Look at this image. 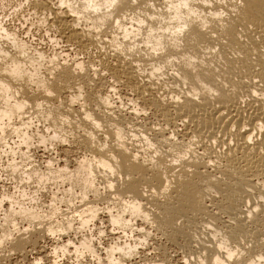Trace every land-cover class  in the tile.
<instances>
[{
    "label": "bare ground",
    "instance_id": "6f19581e",
    "mask_svg": "<svg viewBox=\"0 0 264 264\" xmlns=\"http://www.w3.org/2000/svg\"><path fill=\"white\" fill-rule=\"evenodd\" d=\"M22 1L59 51L0 21V264H264V0Z\"/></svg>",
    "mask_w": 264,
    "mask_h": 264
},
{
    "label": "rangeland",
    "instance_id": "374dc122",
    "mask_svg": "<svg viewBox=\"0 0 264 264\" xmlns=\"http://www.w3.org/2000/svg\"><path fill=\"white\" fill-rule=\"evenodd\" d=\"M25 9L28 10V6L22 0H0V21H1L2 25L5 28L10 29V30H13L15 33H17L18 36L21 39H23L26 42H28L29 45L32 48L34 47L35 49H40L42 51H45L46 54H50V53L53 54V52L59 51L57 48L55 50L53 49V48H55V46L50 42V40H48V36L45 35L46 34V31H44V30L38 31V30H33V29L30 31V29L32 27L30 25H33V22L34 21H32L33 19L31 17H28L27 16V12L28 11L25 10ZM14 14H17V15H14ZM20 14L24 17V19L25 18L28 19V21H29V23L27 21L28 24L24 21V19L20 20V18H21V15ZM1 15H3V16H1ZM27 30H28L29 33L27 32ZM39 157L40 158L38 159V161L39 162H41V160L43 161V158L41 156H39ZM2 171H3V169L0 170V179H1L0 180V197L3 194L7 193L8 195H11V196L13 195L16 199L20 197V199H17V200L18 201H22L21 200V196L23 195V193H21L22 191L20 190V188H18L17 186H15V184H13L11 182V180H8V178H5L6 175ZM27 189H28V191H30V193L27 191ZM27 189H25V191H26L25 194H31V195H33L32 194V190L29 189V187H27ZM47 199H48V195H46V194H43V193L42 194L39 193L37 195L35 194V203H36V201L37 202L39 201L38 203H36L38 205L48 202ZM25 203L27 204V206H29L28 205L29 203H27V202H25ZM42 242L43 241H40L39 247L40 248L41 247L44 248L46 252H51V244L52 243L50 241H48V240H44V242L43 243ZM49 243H50V245H49ZM46 249L49 250V251H47ZM38 252L39 251L37 250V252H34L36 254H34L33 252L30 253V255L27 258H24V257L19 256V255H13L12 258H11V260H9L8 262H6L5 264H31V263L32 264H35V263L37 264L39 262H35V260L38 259V258H44V260H43L44 263H43V261H41L39 264H42V263L43 264H52L51 261H47V260L45 261V256L46 255L44 253H41L39 255ZM22 259H23V261H22ZM24 259H25V261H24ZM58 261H59L58 262L59 264H69L67 261H65L63 259H59Z\"/></svg>",
    "mask_w": 264,
    "mask_h": 264
}]
</instances>
